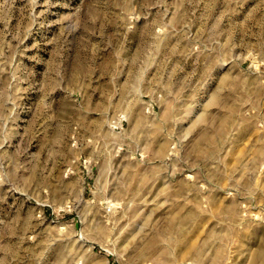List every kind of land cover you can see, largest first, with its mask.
I'll list each match as a JSON object with an SVG mask.
<instances>
[{
	"label": "rangeland",
	"instance_id": "rangeland-1",
	"mask_svg": "<svg viewBox=\"0 0 264 264\" xmlns=\"http://www.w3.org/2000/svg\"><path fill=\"white\" fill-rule=\"evenodd\" d=\"M0 264H264V0H0Z\"/></svg>",
	"mask_w": 264,
	"mask_h": 264
}]
</instances>
